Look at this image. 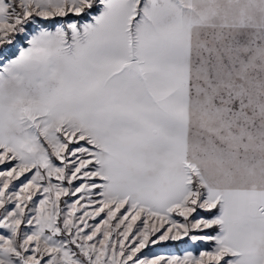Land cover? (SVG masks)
<instances>
[{
    "label": "snow or ice",
    "instance_id": "obj_1",
    "mask_svg": "<svg viewBox=\"0 0 264 264\" xmlns=\"http://www.w3.org/2000/svg\"><path fill=\"white\" fill-rule=\"evenodd\" d=\"M0 264H264V0H0Z\"/></svg>",
    "mask_w": 264,
    "mask_h": 264
}]
</instances>
